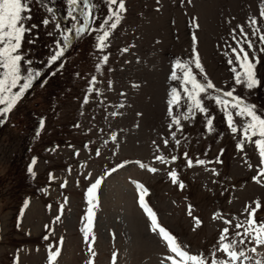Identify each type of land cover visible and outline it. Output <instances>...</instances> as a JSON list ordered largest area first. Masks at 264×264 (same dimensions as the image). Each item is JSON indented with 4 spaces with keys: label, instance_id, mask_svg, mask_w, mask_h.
<instances>
[{
    "label": "rangeland",
    "instance_id": "374dc122",
    "mask_svg": "<svg viewBox=\"0 0 264 264\" xmlns=\"http://www.w3.org/2000/svg\"><path fill=\"white\" fill-rule=\"evenodd\" d=\"M94 3L99 25L108 7L104 0ZM262 5L264 0H125L126 12L102 53L109 59L97 72L102 54L95 33L73 39L62 67L60 60L49 65L61 33L34 2L28 23L38 27L30 34L34 42L23 43L25 60L31 62L23 67L41 75L23 95L26 101H18L0 122V264H172L166 257L173 254L151 231L140 206L138 184L159 225L193 254L208 253L226 226L223 221H243L246 206L259 201L257 217L264 220V164L254 144L238 149L239 134L231 132L213 99L218 92L209 90L203 98L206 114L182 120V131L175 125L170 131L168 115L171 89L180 88L170 78L173 65L190 62L196 54L203 68L200 73L193 65L198 79L206 76L217 90L235 88L236 95L264 111V52L250 26L254 18L264 29ZM48 6L62 27L71 26L63 19L65 0H48ZM238 26L255 41L260 84L252 90L234 83L228 63L234 36L241 38ZM93 76L98 94L87 93ZM236 124H241L239 118ZM185 153L206 163L188 167ZM141 163L157 171L141 168ZM173 170L175 183L169 175ZM97 179L102 183L89 251L81 229L87 224V189ZM56 250L60 255L50 262L49 252ZM249 255L254 261L264 258V246Z\"/></svg>",
    "mask_w": 264,
    "mask_h": 264
},
{
    "label": "snow or ice",
    "instance_id": "6c2138e0",
    "mask_svg": "<svg viewBox=\"0 0 264 264\" xmlns=\"http://www.w3.org/2000/svg\"><path fill=\"white\" fill-rule=\"evenodd\" d=\"M36 2L49 13L53 20H55V27L61 33L59 40L55 41V50L51 55L48 63L60 60V67L63 66L62 58L64 53L70 47L74 38H80L88 34L95 33L96 50L98 53H103L109 46V39L112 32L121 23L122 13L126 12L125 0H104L108 7V14L97 25L99 16L97 14V4L94 0H65L67 4L66 19L70 22V27H62L59 19L56 18V11L54 8L48 6V0H0V122H4L8 115L14 110L17 102L23 97L26 91L32 87L33 82L40 77L41 73L38 71L26 69L23 67L25 63L30 64V61L25 60L22 51L23 43L34 42L31 33L38 25L29 24L28 21L32 19L30 13L32 11L31 5ZM261 18L264 19V5L261 7ZM42 24L47 26L48 19L42 20ZM258 21L250 18V26L253 27L252 36H258L260 42V51L264 52V29L257 26ZM240 27V39L234 40L235 47H231L232 59L228 63L232 65L231 71L233 73L234 83L238 86H243L248 90L256 88L260 81L256 74V63L258 58L256 56L255 41L250 38L249 34ZM51 35V33H49ZM196 38L193 37L195 43ZM245 45L247 48H245ZM126 51V49H125ZM252 53L250 56L249 53ZM108 55H100L96 64V71L99 72L101 67L108 61ZM195 69L203 73V68L198 54L190 62H183L177 60L173 65L171 72V80L178 82L180 88L173 87L170 92V99L168 100V115L172 123L169 125L171 131L173 125L176 126L177 131H182V120L194 119L195 114L205 113L206 108L203 106V98H205L209 90L218 92V95L213 97L215 103L221 106L222 111L226 117V123L231 132L236 135L239 134L237 141L238 149L242 150L244 145L254 144L261 159V164H264V111H261L257 105L245 101L241 96L235 94V88L223 91L215 89L213 83L205 76L203 81L198 79ZM54 74V73H53ZM97 79L95 76L89 80L87 93L92 94L97 92L95 85ZM83 103H88V95L84 97ZM122 106V105H121ZM179 111V115H176ZM116 115V113H113ZM241 120V124H236V119ZM209 131L213 130V121L211 118L207 119ZM40 127H44V121H40ZM172 137L179 144L180 141L176 139L175 132H172ZM255 137V139H253ZM116 139L115 135L112 137ZM169 141L164 140L165 147L168 146ZM99 154V153H97ZM187 161V166L191 167L194 164L203 165L206 161L198 159L193 161L188 158L187 153L184 154ZM157 160L162 163H167L164 156H157ZM174 161L175 156L171 157ZM35 164V160L32 161ZM123 167V165H121ZM141 168L147 167V170L155 173L156 168L140 164ZM113 169L112 171H115ZM29 173H33L32 167L28 168ZM261 175H264V169L260 170ZM34 174V173H33ZM172 181H177L176 171L169 173ZM254 180L260 182L257 177ZM102 183V179H97L88 189L86 193L89 207L87 209L88 215L85 217L87 224L81 229L84 234V239L89 243V251H91V243L94 242L95 236L92 235L91 241L89 235L92 232L91 225L93 224V208L97 201V190ZM180 187L184 185L181 183ZM138 191L141 193L139 203L141 208L151 220V231L158 234L164 241L167 249L173 255L166 257L172 261V264H264V258L260 260H253L249 252L255 253L257 248L264 246V220H259L257 212L262 207L259 201L255 202V207L246 206L244 212L245 219L233 224L232 220L225 219L223 222L226 225L221 229V233L208 253L200 252L193 254L187 250L188 246L181 245L178 238L170 234L165 228L159 225L156 214L149 208L144 200L143 193L146 191L142 185H137ZM189 214H191L189 212ZM219 216V214H217ZM60 217L57 216V220ZM196 223L200 221L197 218ZM47 228V226H46ZM47 239V237H45ZM62 244V241L60 242ZM255 245L249 249L248 245ZM222 254V255H221ZM60 255V251L49 252V261H56ZM115 261V256L113 257Z\"/></svg>",
    "mask_w": 264,
    "mask_h": 264
}]
</instances>
